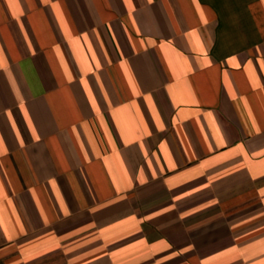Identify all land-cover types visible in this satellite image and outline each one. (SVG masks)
<instances>
[{
	"label": "crops",
	"instance_id": "obj_1",
	"mask_svg": "<svg viewBox=\"0 0 264 264\" xmlns=\"http://www.w3.org/2000/svg\"><path fill=\"white\" fill-rule=\"evenodd\" d=\"M0 264H264V0H0Z\"/></svg>",
	"mask_w": 264,
	"mask_h": 264
}]
</instances>
